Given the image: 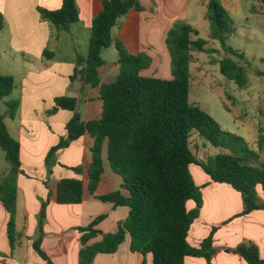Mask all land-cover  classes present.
<instances>
[{"label": "trees", "instance_id": "1", "mask_svg": "<svg viewBox=\"0 0 264 264\" xmlns=\"http://www.w3.org/2000/svg\"><path fill=\"white\" fill-rule=\"evenodd\" d=\"M255 1L264 6V0ZM207 8L211 39L235 57L227 56L219 61L220 73L238 86L246 87L247 70L238 61L244 60L245 56L227 46L234 31V21L221 0H208ZM131 10H143L140 0H103L101 12L93 19L87 57L77 58L70 80L99 88L102 114L100 118L85 122L79 113H75L66 126L67 137L48 153V173L51 174L59 150L89 134L94 139L88 185L91 194H95L105 173V152L111 169L122 178L120 190L98 196V199L128 207L129 215L120 223L117 232L103 234L102 240L93 245L89 241L101 234L96 227L107 215L95 218L89 226L77 228L82 243L79 264H94L98 254L115 253L127 235L131 238V250L144 256L152 254L153 264H185L187 257H201L210 264L217 252L214 247L217 228H213L199 247L188 242L190 229L203 207L202 190L196 184L190 166L201 167L213 182L229 184L239 191L244 201L241 215H248L264 209L257 193L258 186L264 190V162L243 137L224 130L210 114L190 102L193 53L216 52L209 47V42L201 38L192 25L176 22L165 38L173 78L143 76L141 72L151 67L152 58L146 53L132 54L112 35L118 20ZM39 12L57 30H68L79 22L77 0H63L60 9L39 8ZM4 28L5 20L0 12V33ZM113 45L120 71L113 82L105 83L100 77V68L105 64L102 52ZM44 55L48 59L54 57L49 50H45ZM15 88V78L0 72V99L10 96ZM54 101L50 114L77 110L76 97L58 96ZM6 105L7 114L15 118L20 101L10 100ZM195 133L222 152L199 158L191 148ZM258 144L264 146L261 128ZM0 149L10 164L8 173L0 176V200L10 216L8 237L14 247L17 241L18 177L22 172L21 143L10 134L5 115L1 113ZM71 169L77 175L83 174V166ZM122 189L129 194L125 195ZM83 199L82 179L74 177L59 181V204H80ZM191 201L194 207L189 209ZM49 203L50 196L42 201L40 234L34 242L35 250L45 260L49 258L41 244ZM225 251L240 255L248 264H264L258 246L252 242Z\"/></svg>", "mask_w": 264, "mask_h": 264}, {"label": "crops", "instance_id": "2", "mask_svg": "<svg viewBox=\"0 0 264 264\" xmlns=\"http://www.w3.org/2000/svg\"><path fill=\"white\" fill-rule=\"evenodd\" d=\"M140 2L143 10H131L126 16L121 17L112 29V35L120 39L132 54H149L152 57V65L141 72V75L156 77L155 74L162 69L159 66V53L163 52L168 58L170 56L165 38L176 22L188 23L192 19V26L199 32L201 29L210 30L207 10H203L207 8L208 0H200L202 9L199 10L197 18L195 13L191 12L190 0H140ZM221 2L229 12L233 9L239 10L242 4V0ZM62 3L63 0H0V12L5 20V28L0 33L4 38L0 42V52L2 54L10 52L12 55L23 57L22 61L14 60L19 62L20 69H23L21 97L15 99L20 101V107L15 118L5 115L10 134L21 143L22 172L18 177L17 241L12 247L8 237L10 216L0 200V264H50V262L79 264L82 243L77 228L89 226L95 218L107 215L96 227L101 234L89 241V244L93 245L102 240L103 234L117 232L120 223L127 219L130 211L128 207L115 206L114 203L98 199V196L120 190L122 184L119 175L114 172L107 174L106 152L105 173L101 183L95 194L89 191L91 148L94 145V139L89 134L73 142L68 148L59 150L51 174L48 173L46 162L48 153L62 138L67 137L66 126L75 113H79L85 122L100 118L102 114L99 88L83 85L79 80L72 85L69 84L70 86L66 83V91L63 93L48 95L39 89L46 82L54 81L58 87L60 80H70L77 58L79 56L86 58L82 55L84 52L88 54L92 21L103 8V0H77L79 22L71 25L68 30H57L53 24L41 17L39 8L58 10ZM255 5L258 9L254 14L259 17L264 15V6L259 2ZM261 31L264 32V27ZM157 44L162 50L157 48ZM49 49L53 50V59L44 57L45 50ZM119 71L118 60L117 65L113 67L105 62L100 68V77L103 82L110 83L117 78ZM102 72L107 78L112 79L105 81ZM163 74L162 79L173 78L172 73ZM72 89L78 92L77 95H73L78 99L77 110L70 111L71 114H66L68 110L50 114L55 98L72 96L69 95ZM81 111L84 112L86 119H83ZM6 116H9V120ZM59 117L64 120L61 125H58L59 121L54 120ZM260 128L264 131V124L252 129L256 133L247 130L250 135L249 141H246L259 153L260 161L264 162V147L258 144ZM7 164L4 166L0 159V176L8 173L10 164L8 162ZM78 166H83L82 175H77L71 169ZM190 171L193 173L192 165ZM201 171L195 170L192 175L196 184L201 187L203 207L199 218L190 229L188 242L193 247H199L213 228H217L214 234V247L217 252L210 264H248L240 255L225 251L235 249L244 242L256 244L261 257L264 258V209L241 215L244 210L242 194L229 184L213 182L202 168ZM74 177L84 182L83 202L75 205L59 204L57 202L59 181ZM122 191L125 195L129 194L126 190ZM257 193L264 203V190L261 186L257 187ZM49 196L45 234L41 244L42 250L49 258L45 260L35 250L34 242L40 234L38 226L42 201ZM193 207L194 203L189 202L188 208ZM94 264H153V256L133 252L131 238L127 235L115 253L98 254ZM185 264L208 262L201 257H187Z\"/></svg>", "mask_w": 264, "mask_h": 264}, {"label": "rangeland", "instance_id": "3", "mask_svg": "<svg viewBox=\"0 0 264 264\" xmlns=\"http://www.w3.org/2000/svg\"><path fill=\"white\" fill-rule=\"evenodd\" d=\"M199 2L200 0H190V9L191 12L193 11L195 13V18L199 15V10L202 9ZM256 2L255 0H242L239 10L233 9L229 12L234 21V31L227 40V46L245 56L244 60L238 59V61L247 70L248 85L246 87L238 86L234 81L228 80L220 73L219 61L227 56H233L225 51L218 41L211 39L209 29H201L200 37L207 40L209 42V47L215 49L216 52H194L191 66L190 102L199 105L201 109L210 114L224 130L241 136L247 141H249L248 135H250L247 133V130H250L251 133H256V131H252V129H257L259 124H264V75L258 73H264V32L261 31L264 27V15L259 17L254 14L258 9L255 5ZM203 10H207L208 14V8H203ZM207 22L210 23L208 18ZM188 23L192 25L193 20L191 19ZM3 40L4 38L0 35V42ZM157 48L162 50L159 44H157ZM49 51L53 52V50L50 49ZM82 55L87 57V52L82 53ZM147 55L151 57L149 54ZM44 57L46 58L45 55ZM102 57L108 66L113 67L117 65L118 56L115 46L113 45L105 49ZM159 57V66L162 67V69L157 72L155 76L161 78L165 72L166 75L172 73L171 59L170 56L168 58L167 55H164L163 52L159 53ZM15 59H20V61H22L23 57L22 55H12L10 52H4L3 54L0 52V71L4 74L14 76L17 83L14 92L10 96L0 99V113L3 115H7L8 108L6 103L10 100L20 98L22 93L21 77L23 76V69H20L21 66L19 62H14ZM54 71H56V69H54ZM148 72L149 71H147V73ZM104 74L105 73L102 72V78L105 81H110L112 79L107 78ZM66 83L67 85L74 84L71 80L66 79L64 81L62 79L58 82V87L53 81L52 83L46 82L42 84L39 89L48 95L57 92L63 93L66 91ZM76 93L78 92L74 89L69 91V95H72L70 97H74L77 95ZM54 106L55 102L51 106V111ZM66 114H71V112L68 111ZM82 115L83 119H86L84 112ZM6 117V119L9 120V116ZM54 120L60 122L58 125L64 123V120H61L60 117ZM191 148L201 159L209 156H216L218 153L222 152V149L212 146L198 133L193 135ZM57 153L55 156L56 158ZM0 159H2L4 166L8 165L5 160V153L1 149ZM106 166L107 174L113 173L108 162ZM195 170L201 171V168L197 165H192L193 173Z\"/></svg>", "mask_w": 264, "mask_h": 264}]
</instances>
